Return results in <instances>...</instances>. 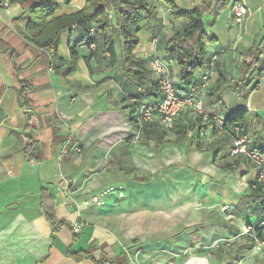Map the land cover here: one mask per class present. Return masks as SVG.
Returning a JSON list of instances; mask_svg holds the SVG:
<instances>
[{
  "label": "crops",
  "instance_id": "1",
  "mask_svg": "<svg viewBox=\"0 0 264 264\" xmlns=\"http://www.w3.org/2000/svg\"><path fill=\"white\" fill-rule=\"evenodd\" d=\"M86 1L72 0L58 11H77ZM146 1L157 6V14L151 22L139 23L133 54L148 68L154 56L164 57L163 45L182 20L170 14L164 0ZM172 1L179 11L202 3ZM234 1L249 11L240 29L230 26ZM27 5L16 2L0 7V41L16 52L19 69L16 71L9 54L0 52V264H264V248L254 249L253 241L242 234L264 218L261 208L234 207L256 182L257 169L242 156L230 155L229 133L215 134L201 120L197 134L211 149L193 146L188 150V139L196 136L192 128L180 145L173 143L175 136L168 132L154 153L152 147L138 141L139 130L132 119L135 107H127L136 100V90L120 72L123 38L115 45V63L105 58L99 68L91 62L92 72L87 56L93 45L88 47L84 39L76 48L77 69L62 76L53 68L50 50L31 44L21 34L28 21ZM205 33L212 38L205 44L208 57L216 54L218 58L205 89L204 109L224 119L243 112L238 123L249 135V147L264 151V80L246 96L229 87L217 96L210 95L221 86L222 76L240 78L244 52L264 33V0H230ZM83 38L80 27L62 32L56 55L68 61L69 47ZM204 68L195 72V78ZM170 71L178 81L173 61ZM20 81L30 87L26 107L17 102ZM238 123L228 124L227 130L236 134ZM24 133L38 143L39 162L24 159ZM184 176L195 182L184 186ZM260 185L264 193V183ZM108 187L113 190L104 196L103 205L87 200ZM42 188L53 197L59 223L56 230L51 229L41 207ZM199 189L200 201L195 197ZM183 198L187 203L199 202L203 208H216L219 202L232 205L228 222H207L194 229L208 245L241 235L230 254L219 259L210 248L199 247L192 230L183 231L194 224L183 223L187 211ZM140 215L145 220L148 216L157 217L158 222L161 219L164 229L158 234L138 230ZM79 220L85 225L74 236L70 226ZM147 223L153 226V222ZM254 230L264 239L260 228Z\"/></svg>",
  "mask_w": 264,
  "mask_h": 264
},
{
  "label": "trees",
  "instance_id": "2",
  "mask_svg": "<svg viewBox=\"0 0 264 264\" xmlns=\"http://www.w3.org/2000/svg\"><path fill=\"white\" fill-rule=\"evenodd\" d=\"M70 1L72 0H63V3L56 0H7L8 3L28 4V21L21 34L31 44L50 50L52 63L54 62L53 68L62 76L77 69L76 48L84 39L88 47L93 45L87 56L88 70L92 72L91 62H94L99 68L105 58H109L111 64L115 63L117 59L115 45L122 37L120 47L123 60L120 72L136 90V100L131 105H127V107H135L132 119L136 125L135 113L138 104L143 101L156 102L160 96L156 76L149 66L148 68L142 66L140 59L135 58L133 54V50L138 44L136 33L139 30V23L143 20L151 22L157 14V6L146 0H87L82 9L71 13H59L60 6ZM164 2L169 5L170 14L182 22L174 35L167 39L163 45L164 57H158L175 62L178 67V82L188 85L195 81V72L205 67L209 60L205 44L212 38L205 33V30L215 24L216 18L229 5L230 0H202L200 5L193 6L187 11H179L172 0H164ZM110 13L115 16L114 23L109 17ZM205 15L212 17V20H207V27L204 24ZM73 27H80L83 30L84 38L69 47L70 59L64 61L56 55V49L60 43V34ZM90 29L93 30L92 33H90ZM0 52L9 54L16 71H18L19 69L15 65L16 52L2 41H0ZM255 70L264 71V33L258 40H254L244 52L239 70L240 78L227 79L222 76L221 86L210 95L217 96L222 89L229 87L234 92L246 96L249 90L256 88V85H251L248 78ZM20 82L22 85L16 90L17 102L21 107H26L29 104L26 93L30 87L28 84ZM204 111L208 116L205 120L189 113H182L172 122L170 128H164L158 119L143 123L137 139L149 146L152 142V148L154 152H157L165 142L164 137L168 132H172L175 136L173 143L180 145L188 137V131L195 128L196 136L188 137V150L193 146L199 150L211 149L210 145L208 147L202 143L197 134L200 130L201 120L208 122L215 134L222 133L223 136L229 133L232 138L235 134L227 130V125L238 123L244 115L243 112H239L235 116L223 118L224 129L222 132H218L212 123V117L216 114L209 113L205 109ZM24 136L26 138V144L22 148L24 159L39 162L41 155L38 143L33 141L29 134L24 133ZM225 167L231 168L227 164ZM52 203V195L47 189L42 188L40 204L51 229L56 230L59 223L55 218ZM255 205H258L264 214V193L261 192V185L257 182L253 183L249 193L242 196L234 207L236 209H253Z\"/></svg>",
  "mask_w": 264,
  "mask_h": 264
},
{
  "label": "built area",
  "instance_id": "3",
  "mask_svg": "<svg viewBox=\"0 0 264 264\" xmlns=\"http://www.w3.org/2000/svg\"><path fill=\"white\" fill-rule=\"evenodd\" d=\"M59 3H63V0H56ZM8 5L7 0H0V7H6ZM232 19L230 26L236 28H242L247 18L249 17L248 8L241 2L234 1L231 3ZM93 30L90 29V33ZM239 38V36H237ZM217 55H209V60L204 70L195 81L188 85H182L178 81H174L171 77L170 63L171 60H163L158 56H154L149 63V67L152 73L158 80V87L160 96L156 102H140L137 106L135 117L136 127L139 130L141 125L146 122H151L158 119L160 124L164 128H170L172 122L182 113H189L193 116L201 117L205 120L208 116L204 111V94L205 89L210 82V71L217 61ZM256 74V77H252ZM264 80V71L259 72L257 70L251 73L249 81L251 85H256V88L260 86ZM213 126L218 132H222L224 127V120L219 115L212 117ZM237 133L231 138L230 155H240L246 161L253 164L257 169L256 182L264 183V151L257 150L249 147V135L245 128L240 124L236 126ZM138 137V136H136ZM74 149H77L75 147ZM113 190V187H108L98 191L97 193L90 195L87 200L90 202L104 204V196ZM118 196L122 197V193L118 192ZM219 209L225 212L227 215L232 209V205L223 203L219 205ZM85 225L84 220L74 221L71 226V232L77 234L81 228ZM260 228L264 233V218H262L254 229ZM247 227L243 230L242 234L249 237L254 243V249L261 250L264 248V239L258 236L256 231ZM233 239V238H232ZM216 243L223 241L217 240Z\"/></svg>",
  "mask_w": 264,
  "mask_h": 264
},
{
  "label": "rangeland",
  "instance_id": "4",
  "mask_svg": "<svg viewBox=\"0 0 264 264\" xmlns=\"http://www.w3.org/2000/svg\"><path fill=\"white\" fill-rule=\"evenodd\" d=\"M109 17H110L111 21H113V14L112 13L109 14ZM208 19L212 20V17H208V15H205L204 16V24H205V26L207 24V20ZM260 37H261V35H260ZM260 37H257L254 40H258ZM250 76H251V74L249 75V77ZM252 77L253 78L256 77V74L254 76H252ZM149 147H153V144H150ZM154 153H157V152H154ZM192 182H195V181L193 180ZM192 182L190 181V179L188 177L184 176V186L187 183H192ZM196 192H197V194H196L195 197L197 198V200L200 201V199H201V191H200V189L198 191H196ZM183 193H186V192H183ZM109 203L110 202L108 200L106 205H108ZM220 204H221L220 202L217 203L216 208L215 207L214 208H203V207L200 206L199 202L193 201L192 203H190V202L187 203L185 198H183V202H182L183 209L184 208L187 209V211L186 212L184 211V214H183V221H184L183 223H185V224L186 223H188V224L194 223L187 230H186V228H184L183 231H188L189 232L190 230H192V234H194L195 240L199 241L198 242L199 243V247H201V248L202 247L210 248L211 251H214L213 253L215 254V257H219V259H221L222 257H226L228 254H230L232 252L233 247H235V244L237 243L236 242L237 240H235V239L241 237V235L238 234V236H236L233 239H231V238L230 239L229 238H219L217 240L223 241L222 243L213 242L212 244L210 243L208 245L207 241L206 240H202L201 236L199 234H196V231L194 229L202 228L203 224L207 223V222L214 223L215 225H218L219 223H223V222H226V221L228 222V220L231 219V218L228 216V214L226 215L225 212L220 211V209H219V205ZM107 207L108 206H106L105 208H107ZM197 210H198V216L196 217L195 212ZM230 215H232V214H230ZM140 217H141V220L139 222H137V223L140 224V226L137 224V226H139L138 230H140V229L142 230L143 229L146 232L147 231H152V233L158 234L159 232H161L162 229H164L163 228L164 224L161 223V219H160V222H158V218L157 217L153 218L151 216V218H150V216H148V219H146V220H145L143 215H140ZM136 218H137V214H136ZM145 221H146V223L144 225L143 223ZM147 221L153 222V226H152L153 228L150 225H147L148 224ZM196 223H198V225ZM232 223H233V226L237 227V225L234 224V222H232ZM185 224H183V225H185ZM155 225H156L157 229L154 228ZM158 225H160V227ZM194 227H196V228H194ZM167 231L168 230H166L165 232H167ZM240 233H241V231H240ZM178 234H179V232H177L175 235H178ZM172 236H170L169 238H171ZM181 253H184V251H182Z\"/></svg>",
  "mask_w": 264,
  "mask_h": 264
}]
</instances>
